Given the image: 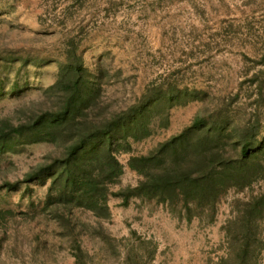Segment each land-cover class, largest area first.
<instances>
[{
  "label": "rangeland",
  "instance_id": "374dc122",
  "mask_svg": "<svg viewBox=\"0 0 264 264\" xmlns=\"http://www.w3.org/2000/svg\"><path fill=\"white\" fill-rule=\"evenodd\" d=\"M71 37L88 70L107 72L104 98L113 108L163 80L205 93L202 101L172 107L167 127H154L149 137L131 143V152L118 154L123 173L114 190L137 182L127 166L130 155L147 153L199 110L225 98L235 97L232 109L239 108L242 117L257 107L264 133V0H0V125L16 124L45 100L44 89L55 80ZM55 151L46 142L0 149V183L22 178ZM30 188L29 195L22 186L0 190V207L30 212L29 201L39 206L46 185L32 182ZM263 188L261 179L250 189L231 191L210 223L186 222L138 199L122 205L111 196L110 219L100 224L103 235L85 232L76 238L82 263L72 255V238L61 236L54 222L44 229L19 222L1 261L218 264L226 255L222 226L232 216V200ZM81 217L91 231L95 223L87 214ZM256 264H264V250Z\"/></svg>",
  "mask_w": 264,
  "mask_h": 264
},
{
  "label": "trees",
  "instance_id": "16d2710c",
  "mask_svg": "<svg viewBox=\"0 0 264 264\" xmlns=\"http://www.w3.org/2000/svg\"><path fill=\"white\" fill-rule=\"evenodd\" d=\"M62 57L55 80L44 89L45 100L16 124L0 125L2 150L42 142L56 150L22 178L0 183V190L22 186L28 195L32 182L46 185L39 206L29 201L30 212L0 207V264H7L2 256L19 222H54L61 236L72 238V255L82 263L76 238L85 232L103 235L100 224L110 219L111 196L120 197L122 205L138 199L186 222L198 218L210 223L231 191L242 192L264 179L258 108L242 117L239 108L232 109L233 96L199 110L180 131L147 153L130 155L127 166L137 182L114 190L123 173L118 154L131 152V143L149 137L154 127H167L172 107L202 101L205 93L163 80L146 86L128 105L113 108L104 98L107 72L88 70L74 37L67 40ZM2 84L0 80V89ZM231 209V218L222 226L226 255L218 264H256L264 250V188L234 198ZM83 214L95 223L91 231ZM33 235L38 239L41 233Z\"/></svg>",
  "mask_w": 264,
  "mask_h": 264
}]
</instances>
